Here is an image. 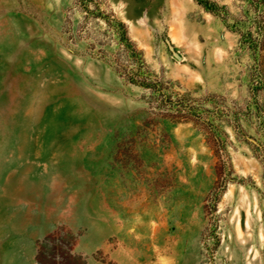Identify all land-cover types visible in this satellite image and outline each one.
Segmentation results:
<instances>
[{
  "label": "rangeland",
  "instance_id": "obj_1",
  "mask_svg": "<svg viewBox=\"0 0 264 264\" xmlns=\"http://www.w3.org/2000/svg\"><path fill=\"white\" fill-rule=\"evenodd\" d=\"M90 1L0 0V264H264V43L194 0Z\"/></svg>",
  "mask_w": 264,
  "mask_h": 264
},
{
  "label": "trees",
  "instance_id": "obj_2",
  "mask_svg": "<svg viewBox=\"0 0 264 264\" xmlns=\"http://www.w3.org/2000/svg\"><path fill=\"white\" fill-rule=\"evenodd\" d=\"M83 1H84V3H83L84 11L87 14L88 13L92 14V11H90L88 9L89 3L91 1L90 0H83ZM194 1L205 12H207L210 15L220 19L224 23V25L230 29V31H232L234 33H238L241 36V43L245 44L248 47V49H250L253 53H256L257 51L260 50L261 46L264 43V26L262 27L261 22L260 23L257 22V24L255 23V27H254L255 28L254 29L255 35H254V33H252L250 30L243 31L240 28V26H244V25L250 23L248 17L246 18L245 21H241V20L236 19L234 17L233 18L230 17V19L232 20V25H229L228 18L230 15H229L228 11L224 7H220L215 0H194ZM97 14H98L97 16L99 18L105 20L106 22H109L108 19L102 15V13L99 12ZM113 23L116 26L117 30L120 32L121 37H122V41L125 44L126 49L129 50L130 54L132 56H136V55L140 54V53H137V51L133 47V44L131 43V41L127 37L125 25L121 21H118V20H114ZM129 82L132 83L133 85H136V86L141 87V88L157 91L152 84L148 83L146 81V79L141 78L139 75H132V77L129 78ZM257 85H259V83ZM253 88H254V90H258L256 85ZM177 104H178L179 108H185L186 107L185 101H184V96H181V100ZM174 107H175V105H172V108H174ZM234 121H235V126H236L235 128L239 132L241 129H240V125H239L240 119H239L238 115H235ZM254 148L260 153L262 162L264 164V127H262V139L260 142L254 144ZM58 258H59L58 254H54V256L52 257L53 264H58V262H57Z\"/></svg>",
  "mask_w": 264,
  "mask_h": 264
},
{
  "label": "water",
  "instance_id": "obj_3",
  "mask_svg": "<svg viewBox=\"0 0 264 264\" xmlns=\"http://www.w3.org/2000/svg\"><path fill=\"white\" fill-rule=\"evenodd\" d=\"M173 56L175 57V59L181 60L180 56L177 53L173 52Z\"/></svg>",
  "mask_w": 264,
  "mask_h": 264
}]
</instances>
